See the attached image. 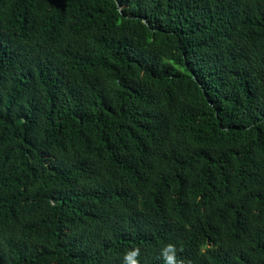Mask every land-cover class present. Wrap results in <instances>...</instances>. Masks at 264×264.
<instances>
[{
  "label": "trees",
  "instance_id": "16d2710c",
  "mask_svg": "<svg viewBox=\"0 0 264 264\" xmlns=\"http://www.w3.org/2000/svg\"><path fill=\"white\" fill-rule=\"evenodd\" d=\"M168 244L264 264V0H0V264Z\"/></svg>",
  "mask_w": 264,
  "mask_h": 264
},
{
  "label": "clouds",
  "instance_id": "9594fccd",
  "mask_svg": "<svg viewBox=\"0 0 264 264\" xmlns=\"http://www.w3.org/2000/svg\"><path fill=\"white\" fill-rule=\"evenodd\" d=\"M208 245H202L200 251L203 252L204 248ZM138 249H132L127 251L123 256L124 264H137V261L134 259L138 255ZM164 256L165 264H185L184 261L177 259L176 249L173 245L168 244L162 250Z\"/></svg>",
  "mask_w": 264,
  "mask_h": 264
},
{
  "label": "water",
  "instance_id": "95a60500",
  "mask_svg": "<svg viewBox=\"0 0 264 264\" xmlns=\"http://www.w3.org/2000/svg\"><path fill=\"white\" fill-rule=\"evenodd\" d=\"M119 4V3H118Z\"/></svg>",
  "mask_w": 264,
  "mask_h": 264
}]
</instances>
